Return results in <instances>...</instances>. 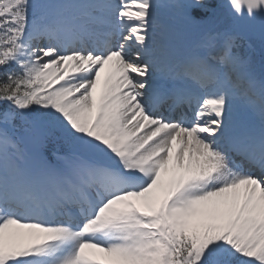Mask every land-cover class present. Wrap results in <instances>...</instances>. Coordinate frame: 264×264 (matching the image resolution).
<instances>
[{
  "label": "snow or ice",
  "instance_id": "obj_1",
  "mask_svg": "<svg viewBox=\"0 0 264 264\" xmlns=\"http://www.w3.org/2000/svg\"><path fill=\"white\" fill-rule=\"evenodd\" d=\"M0 264H264V0H0Z\"/></svg>",
  "mask_w": 264,
  "mask_h": 264
},
{
  "label": "trees",
  "instance_id": "obj_2",
  "mask_svg": "<svg viewBox=\"0 0 264 264\" xmlns=\"http://www.w3.org/2000/svg\"><path fill=\"white\" fill-rule=\"evenodd\" d=\"M210 2L214 3L215 0H210ZM239 44H240L239 50L241 51V53H246V54L252 55L256 70L259 71L260 70L259 42L254 41L253 42V49H251V50L248 48V44L246 41H241V42H239Z\"/></svg>",
  "mask_w": 264,
  "mask_h": 264
}]
</instances>
